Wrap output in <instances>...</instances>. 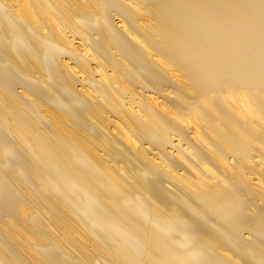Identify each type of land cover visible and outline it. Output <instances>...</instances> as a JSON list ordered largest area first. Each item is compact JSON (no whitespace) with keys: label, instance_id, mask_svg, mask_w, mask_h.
I'll return each instance as SVG.
<instances>
[{"label":"bare ground","instance_id":"bare-ground-1","mask_svg":"<svg viewBox=\"0 0 264 264\" xmlns=\"http://www.w3.org/2000/svg\"><path fill=\"white\" fill-rule=\"evenodd\" d=\"M0 264H264V0H0Z\"/></svg>","mask_w":264,"mask_h":264}]
</instances>
